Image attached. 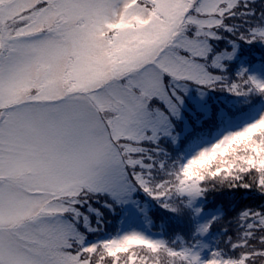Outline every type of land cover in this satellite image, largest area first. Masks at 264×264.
<instances>
[{"label":"snow or ice","instance_id":"obj_1","mask_svg":"<svg viewBox=\"0 0 264 264\" xmlns=\"http://www.w3.org/2000/svg\"><path fill=\"white\" fill-rule=\"evenodd\" d=\"M257 45L256 0H0V264H264V205L207 207L264 198Z\"/></svg>","mask_w":264,"mask_h":264},{"label":"trees","instance_id":"obj_2","mask_svg":"<svg viewBox=\"0 0 264 264\" xmlns=\"http://www.w3.org/2000/svg\"><path fill=\"white\" fill-rule=\"evenodd\" d=\"M256 7L258 9L264 7L261 0H256ZM244 54L248 55L250 59L258 61L261 57H264V49L257 45L250 49L246 48ZM207 199H209L207 203L208 207L213 210L220 207V209L224 212V217L218 221L213 228V232L219 234V239L216 240V243L221 248L225 247L224 241L227 239L226 236L222 235V231L227 228L229 230V234H232L236 230L235 217L237 214L246 207H258L260 205H264V198H261L255 191H248L244 189L229 190L227 188H217V190L210 191L207 194ZM151 217L154 225L153 229L158 232L163 231L164 234L169 237H171L174 233L184 231L183 222L173 214L165 211L162 207L157 206L153 208ZM118 219L119 216L116 221H119ZM115 224L117 225L118 222Z\"/></svg>","mask_w":264,"mask_h":264},{"label":"rangeland","instance_id":"obj_3","mask_svg":"<svg viewBox=\"0 0 264 264\" xmlns=\"http://www.w3.org/2000/svg\"><path fill=\"white\" fill-rule=\"evenodd\" d=\"M221 94H223V95L217 94L218 99L217 100H214V103H216L217 105H219L220 102H226L225 101V97L228 94L227 93H221ZM219 95H220V97H219ZM164 146L167 147L166 145H164ZM168 150L170 151V148H168ZM208 200L209 199H207V203H208ZM93 207L99 209L100 212L104 215V217H105V219L107 221V225H106L105 231L102 232V233H100L99 236L101 238H103L106 235H113V234H115L119 230V227H120V224H121L120 218L118 219L119 221H116L117 220V217L119 216V213H111V212H109V210L107 208L103 207V202H101L100 204H93ZM207 207H208V204H207ZM208 209L209 210H213L210 207H208ZM216 209H220V207H218ZM117 222H118V224L116 225L115 223H117ZM114 227H115V229H114ZM151 230H152L153 233H159L158 231L154 230L153 227H152ZM93 238H95V237H93Z\"/></svg>","mask_w":264,"mask_h":264}]
</instances>
